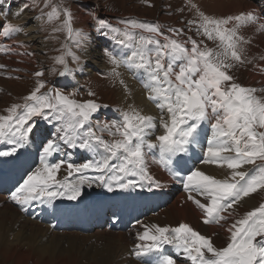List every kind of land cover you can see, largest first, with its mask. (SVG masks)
Here are the masks:
<instances>
[{
  "label": "snow or ice",
  "instance_id": "snow-or-ice-1",
  "mask_svg": "<svg viewBox=\"0 0 264 264\" xmlns=\"http://www.w3.org/2000/svg\"><path fill=\"white\" fill-rule=\"evenodd\" d=\"M191 8L196 19L188 24L215 47L192 37L176 38L183 29L169 28L175 36L166 35L158 23L139 18L121 20L123 28L103 19L96 25L97 33H112V39L130 53L117 56L105 49L114 65L111 74L120 76L117 69L121 66L133 72L159 115L129 104L116 110L117 119L96 120L94 116L108 106L97 102L94 92L89 90L88 99H77V91L64 90L67 85L48 86L43 70L33 73L37 78L34 88L21 103L9 106L7 115H0V157H14L28 146L38 121L51 128L44 131L40 141L38 165L27 171L10 193L22 211L33 204L54 206L61 199L78 201L85 194V186L95 185L108 192L161 189L165 185L152 173L153 164L182 184L205 225L228 223L234 205L264 189V97L229 74L232 67L245 62L249 40L241 34L242 29L257 26L258 31L264 30V23L254 11L216 16L195 4ZM38 19L43 24L59 21L53 32H65L66 42L53 60L61 66L59 76H72L75 70L68 57L79 67L80 56L72 51V45L83 49L87 44L85 32L73 27L74 16L64 0H45ZM23 30L24 25L0 23V37L5 39ZM18 47L24 48V42ZM11 51L0 49L6 55ZM22 54L34 55L27 51ZM5 67L0 64V68ZM202 143L205 147L200 163L226 168L227 175L218 178L198 167L180 166L183 155ZM65 147L82 151L87 158L82 163L72 162L71 153L64 154ZM65 165L67 174L58 178ZM245 166L251 167L244 170ZM136 223L141 224L139 220ZM226 231L228 242L218 248L210 236L186 222L176 226L144 224L143 231L136 234L131 255L142 264H179L181 259L186 264H264V203L228 224ZM168 248L172 251L167 252Z\"/></svg>",
  "mask_w": 264,
  "mask_h": 264
},
{
  "label": "bare ground",
  "instance_id": "bare-ground-1",
  "mask_svg": "<svg viewBox=\"0 0 264 264\" xmlns=\"http://www.w3.org/2000/svg\"><path fill=\"white\" fill-rule=\"evenodd\" d=\"M185 2L190 7L191 4H195L198 7L203 5L208 14L220 16L254 11L255 8L254 0H185ZM9 4L10 7L7 3L2 5L8 9L7 11H2L0 14L7 21L11 20L13 24L24 25V30L10 39L4 38V42L0 44V49H12L11 53L7 55L0 52V64L6 65L5 68H0V72L6 69V75L9 73L20 74L23 71L32 69L31 62L33 63L34 61H29L28 56L22 54L24 51L31 50L30 47L27 49L28 43L26 41L29 42V45L30 43L37 42L34 50L44 49V47L49 46L48 42L41 40V35L38 31L40 19L31 16V14H25V9L22 6L26 3L18 2L14 4L10 2ZM93 4L96 7V11H100V2L94 0ZM192 10L195 11V9ZM89 14V12H86L85 16H89ZM85 16L79 13L78 20L81 18L87 19ZM260 18L259 22L264 23V18ZM7 21L4 20L3 23ZM253 27L248 26L243 28L241 34L244 36ZM252 41L245 45L247 49L245 61L250 62L253 69L249 77L250 82L255 80L264 81V37L263 41H259L260 44L257 46ZM19 42H24L25 47H18ZM107 43L111 51L117 56L121 52H124L125 55L130 54L127 50H119L121 46L113 43L111 40H107ZM83 56L86 60L79 65V68L84 74H93L94 72H88L99 68L104 73L110 72L107 65H104L105 62L101 63V52L96 49L95 43L92 42L85 46ZM13 67H17V70L20 71L15 70ZM117 71L120 73L119 79L123 80L124 84L127 85L126 91L124 84H121L120 81L118 83L117 99L119 102L122 99L131 101L146 113L152 114L151 107L155 106V104L147 99L145 89L142 87L140 80L134 77L133 72L123 66L119 67ZM4 77L5 75H0V85L6 88L8 85ZM61 85L64 86L65 84L62 83ZM128 105L126 104V106ZM109 112L106 111L105 113L110 114L111 117L116 115ZM42 124L40 122L39 125L41 127L35 135L32 133L30 142L39 140L38 133L41 131ZM152 138L154 139V136ZM201 145H194L188 154H184L183 159L180 161V166L185 169L198 167L207 174L215 175L218 178L227 175L228 170L226 168H221L214 164L200 163L202 158L198 156L200 155ZM64 154L67 156L68 153L64 150ZM250 167L245 166L244 170ZM31 169L33 168L29 170ZM62 169L63 172L66 171V165L62 166ZM151 171L164 183L165 186L163 188L151 191L147 189L121 190L118 193L117 190L108 192L106 189L95 185L91 188L85 186V194L78 200L81 202V215L83 218L87 213L86 205H88L97 210L101 214V217L113 215L122 216L130 221L142 220L141 224L135 222L129 229H124V226L120 228L114 224L112 228H96L86 233L76 230L66 232L50 230V226L47 224L53 223L51 219L46 218L45 223L47 224H45L29 217H22L18 209H16L15 204L8 203L5 197L0 195V257L9 264H140L138 260H132L131 251L133 250V245L137 243L136 234L143 231L144 224L176 226L180 222H186L200 231L201 234L207 236H211L216 230L221 231L223 234H228L226 229L228 224L232 223L230 220L228 223L223 224V226L216 224L205 225L202 223V214L199 209L196 208L192 201L187 199L188 194L182 184L173 180L166 171L155 164L151 165ZM170 188L173 189L174 197L168 201ZM67 201V199L56 201L54 205L55 209L52 206H45L43 210L45 215L52 217L55 211L61 207L65 205L66 207L73 206V204L70 205ZM242 202L244 206L252 205L250 196L245 197ZM91 239H95L94 242L91 243ZM123 259H129L131 262ZM179 264L184 263L179 262Z\"/></svg>",
  "mask_w": 264,
  "mask_h": 264
},
{
  "label": "rangeland",
  "instance_id": "rangeland-1",
  "mask_svg": "<svg viewBox=\"0 0 264 264\" xmlns=\"http://www.w3.org/2000/svg\"><path fill=\"white\" fill-rule=\"evenodd\" d=\"M0 0V13L2 11H7V7L2 6L7 3H26L22 7L25 9V14H31V16L39 17L40 11L44 8L45 0ZM94 0H64V6L71 9V12L74 16L73 27L82 29L87 36V44L95 43L96 49L100 50V46H107V50L111 51L107 40L113 41V43L118 44L115 40L112 39V33H109L107 39H102L97 43L96 36L99 37L100 34L96 32V25L98 19H103L108 21L111 25L119 28H123L124 25L120 23L121 20L125 18H139L141 21L158 23L162 30L166 35L175 36V33H171L168 31L169 28L172 29H183V33L176 37L178 39H187L188 37H192L197 41L203 40L208 47H215L214 42L208 41L203 36H198L195 31V27L188 24V21L196 19L195 11L192 10L190 5L186 4L185 0H98L99 10L96 11V7L93 4ZM56 2V0H53ZM31 6V7H30ZM81 6V7H80ZM10 7V6H9ZM16 7V6H14ZM30 7V8H29ZM200 10L204 11L206 14L208 12L205 10L203 5L199 6ZM11 9V8H9ZM81 10V11H80ZM47 11V9H45ZM93 11V12H92ZM89 12V16H85V13ZM83 14L86 18H81L78 20V14ZM95 14V15H94ZM215 15V14H209ZM16 16V15H14ZM98 16V17H97ZM220 16V15H216ZM33 17V18H34ZM1 18V17H0ZM62 19V18H61ZM8 22H12L9 20ZM59 24V21H56L52 24H43L40 22L38 24V31L41 35V40L44 42H48L49 46L44 47V49L34 50V47L37 42L28 43L27 49L30 47L31 50H27V52L34 53V55H27L29 61L31 62V70L23 71L20 74L9 73L7 76L5 75L4 79H6V86L3 87L0 85V115L4 112V114H8L6 109L11 106L13 103H21L22 98L26 96L35 86L37 78L33 75L34 72L38 70H43L44 77L48 82V86H55L57 88H63L61 84L64 83L67 85L64 90L66 92L77 91L78 95L77 99H88L87 93L89 90L95 93V99L97 102L102 105H107V108L101 110V113L97 116H94L96 120H113L119 117V112L117 109H126L128 106L126 104H133L131 101H127L122 99L121 102L117 99L119 87L118 83L120 81L119 76H114L111 74V70L114 67L109 62V58L105 57L106 55L103 51L101 52V60L105 62L104 65H107L110 72H106V74H101L100 72L95 73L94 71L88 72L93 74H84L82 70L77 66V63L68 57L69 65L75 71L72 76L69 77H61L59 76V71L61 70V66L54 63L53 57L60 54L63 50L61 45L66 42V33L61 32H53V28H55ZM87 28V29H86ZM86 29V30H85ZM191 29V30H189ZM249 42H254L257 46L259 45V41H263L264 30H257V26H254L248 33L244 35ZM101 37H103L101 35ZM121 37L117 35L116 39L119 40ZM24 39V38H23ZM22 40V39H20ZM71 43L70 41H68ZM32 44V45H31ZM86 44V45H87ZM85 45V46H86ZM203 47V45H201ZM190 47V45H189ZM85 48V47H84ZM83 49L76 48L75 45H72V51H74L78 56H80L79 65L83 63L86 58L83 56ZM122 48H119V50ZM25 52V51H24ZM112 52V51H111ZM18 54V53H17ZM104 54V55H103ZM114 54V53H113ZM34 58V60H33ZM106 58V61H105ZM246 58V57H245ZM1 61V60H0ZM249 61V59H248ZM12 68V67H11ZM17 70V67H13ZM55 68L56 71H52ZM97 70V69H96ZM101 71V68H99ZM252 65L250 62L238 63L234 67L229 70V74L232 75L237 83H240L243 86L252 87L257 89L255 93L258 97H264V81L255 80L250 82V73H252ZM20 71V70H17ZM102 72V71H101ZM11 75V76H10ZM76 79V80H75ZM149 103V102H148ZM126 106V107H125ZM137 106V105H136ZM122 107V108H121ZM152 115H159L158 109L156 106L151 107ZM111 112L116 114L114 117H111L110 114H106L105 112ZM109 112V113H110ZM39 127L33 132V135L37 133ZM51 129V128H50ZM50 131V130H49ZM105 138L107 139V134H105ZM155 139V137H154ZM205 145L202 143L201 149L199 151V158H203V148ZM65 150L71 153V160L75 163H82L84 159L87 158V154L82 151H77L74 149H70L65 147ZM38 159V158H37ZM59 159V157L57 158ZM67 173L63 172V169L59 171L58 178H63ZM90 174V173H89ZM250 200L252 201L251 206H244V203L241 201L237 205L233 206L234 215L230 217V221L233 222L235 219L242 217L248 211L259 207L261 203H264V189H259L255 193L249 195ZM174 197V194H173ZM172 197V198H173ZM254 197V198H253ZM245 198V197H244ZM243 198V199H244ZM229 211H233L230 209ZM227 214V213H225ZM213 240V243L216 247H224L226 246L229 238L228 234H223L221 231H214V233L210 236ZM95 239H91V243L94 242ZM128 260L129 259H123ZM0 264H9L3 258L0 257ZM115 264V263H113ZM117 264V263H116Z\"/></svg>",
  "mask_w": 264,
  "mask_h": 264
}]
</instances>
